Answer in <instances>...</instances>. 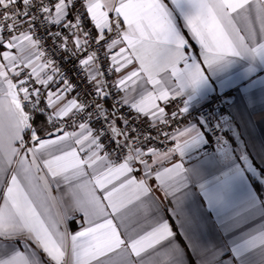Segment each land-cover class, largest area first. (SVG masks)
Instances as JSON below:
<instances>
[{"label":"crops","instance_id":"1","mask_svg":"<svg viewBox=\"0 0 264 264\" xmlns=\"http://www.w3.org/2000/svg\"><path fill=\"white\" fill-rule=\"evenodd\" d=\"M79 2L94 34L121 30L106 51L124 106L154 120L175 100L219 107L222 145L201 156L197 121L172 149L117 162L92 123L63 126L80 102L50 87L55 66L36 38L0 37V264H264V0ZM74 19L63 0L50 14L53 27ZM82 64L101 86L92 56Z\"/></svg>","mask_w":264,"mask_h":264},{"label":"built area","instance_id":"2","mask_svg":"<svg viewBox=\"0 0 264 264\" xmlns=\"http://www.w3.org/2000/svg\"><path fill=\"white\" fill-rule=\"evenodd\" d=\"M59 1L14 0L11 3L15 5L14 9L0 11V37L8 38L16 31H26L36 38L41 51L55 66L56 73L50 87L72 92L80 102V107L63 125L65 129L92 123L103 146L117 162H124L132 148L143 152L152 148L172 149L173 134L186 123L197 121L203 124L208 135V142L200 151L201 156L213 153L222 145L224 126L219 117V107L185 111L182 102L175 100L173 112L159 120L138 116L125 107L113 85V69L109 61L116 51H106L109 44L119 40L121 30L112 27L103 34H94L79 0H63L75 19L53 27L50 14ZM75 33L83 38V43L74 39ZM71 39L72 46L69 44ZM90 56L98 67L99 87L93 85L84 73L82 60ZM18 75L25 77L28 72L20 68ZM114 118L126 134L124 140L116 139L112 133Z\"/></svg>","mask_w":264,"mask_h":264},{"label":"trees","instance_id":"3","mask_svg":"<svg viewBox=\"0 0 264 264\" xmlns=\"http://www.w3.org/2000/svg\"><path fill=\"white\" fill-rule=\"evenodd\" d=\"M32 128L38 137H45L47 134L50 133L51 127L48 123V119L46 114L42 112V110H37L32 113Z\"/></svg>","mask_w":264,"mask_h":264}]
</instances>
